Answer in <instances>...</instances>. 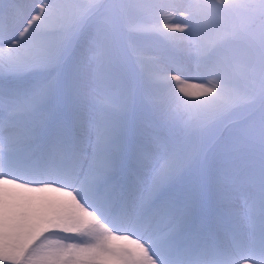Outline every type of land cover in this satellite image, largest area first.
<instances>
[{
	"label": "snow or ice",
	"instance_id": "6c2138e0",
	"mask_svg": "<svg viewBox=\"0 0 264 264\" xmlns=\"http://www.w3.org/2000/svg\"><path fill=\"white\" fill-rule=\"evenodd\" d=\"M0 264H264V0H0Z\"/></svg>",
	"mask_w": 264,
	"mask_h": 264
},
{
	"label": "rangeland",
	"instance_id": "374dc122",
	"mask_svg": "<svg viewBox=\"0 0 264 264\" xmlns=\"http://www.w3.org/2000/svg\"><path fill=\"white\" fill-rule=\"evenodd\" d=\"M196 82H198V81H196Z\"/></svg>",
	"mask_w": 264,
	"mask_h": 264
}]
</instances>
